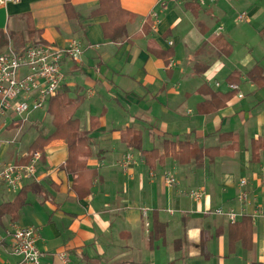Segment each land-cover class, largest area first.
<instances>
[{
  "label": "crops",
  "instance_id": "obj_1",
  "mask_svg": "<svg viewBox=\"0 0 264 264\" xmlns=\"http://www.w3.org/2000/svg\"><path fill=\"white\" fill-rule=\"evenodd\" d=\"M104 1L69 0L71 14L66 0H20L0 8V33L19 51L33 43L28 17L37 32L34 41L61 47L72 40L82 42L81 59L64 62L66 80L60 94L68 91L69 100L77 102L73 119L86 134L81 149L87 152L77 153L62 136L36 150L42 159L36 179L24 186L31 187L26 204L16 220L6 216L0 222V264H24L4 240L11 223L37 231L41 264H264V149L254 153L252 147L254 141L264 140V87L246 76L256 65L264 71L255 51L264 52V41L241 32L237 39L247 53L239 62L234 57L227 77L229 83L231 74L240 75L238 90L225 106L209 112L214 107L208 104L212 94L233 92L207 80L236 54L233 36L222 33V26L214 28L218 15L204 10L202 0H116L130 15L119 21L106 12L94 15ZM260 14L264 10L255 7L239 14L235 22L249 24ZM263 26L258 32L264 35ZM178 32L184 33L186 72L179 69L183 63L176 54ZM215 38L229 43L230 56L221 54ZM108 97L124 115L128 111L120 99L133 103L137 114L131 124L114 128L94 114L95 105ZM50 102L42 109V118L30 116L29 127L23 128L25 122L11 114L3 118L0 163L27 164L39 135L47 139L55 132ZM86 103L84 124L76 113ZM139 123L149 125V147L144 146ZM128 130L142 133L144 151H157L150 164L129 147ZM25 133L29 141L22 145ZM228 134L237 139L234 152L227 150L233 143L225 138ZM184 143L190 147L182 148ZM17 144L22 149L17 150ZM180 149L184 161L175 157ZM209 149L227 151L187 159L188 153ZM128 155L133 160L124 169ZM168 175L177 181L173 186L166 182ZM242 180L248 181L247 187L240 185ZM191 191L202 197L193 199ZM19 192L2 186L0 206L14 202ZM243 194L247 203L240 202ZM219 208L238 213L236 223L252 219L247 247L231 242L232 223L214 214ZM258 210L261 215H256ZM155 221L164 226L163 239L154 238Z\"/></svg>",
  "mask_w": 264,
  "mask_h": 264
},
{
  "label": "built area",
  "instance_id": "obj_2",
  "mask_svg": "<svg viewBox=\"0 0 264 264\" xmlns=\"http://www.w3.org/2000/svg\"><path fill=\"white\" fill-rule=\"evenodd\" d=\"M20 0H0V8ZM83 44L80 40H72L66 47L53 44H30L18 51L9 46L0 55V123L7 115H13L20 122L29 120L33 112L42 110L50 100L60 94L66 80L64 62L78 61L83 55ZM237 91L236 85H231ZM242 98V95H239ZM42 153L33 152L27 164L0 163V188L5 186L9 191H20L26 183L36 179L38 163ZM133 157L128 155L123 163L129 169ZM264 174V167H263ZM169 186L177 181L166 177ZM240 185L247 187L248 181L242 180ZM190 196L199 200L202 193L191 191ZM240 202L247 203V194L240 196ZM215 215L226 217L235 224L239 214L233 210L219 208ZM261 210L256 215H261ZM9 240L11 254L22 260L24 264H41V253L38 249V234L33 227L11 223L6 229L4 240ZM2 240V239H1ZM0 240V241H1Z\"/></svg>",
  "mask_w": 264,
  "mask_h": 264
},
{
  "label": "trees",
  "instance_id": "obj_3",
  "mask_svg": "<svg viewBox=\"0 0 264 264\" xmlns=\"http://www.w3.org/2000/svg\"><path fill=\"white\" fill-rule=\"evenodd\" d=\"M66 9L68 13L70 14L72 11H74V8L70 4L69 0H66ZM104 12L108 13L109 16L112 18V20L117 19L121 21V20H126V18L129 19L130 17V15L126 14L120 9L116 0L104 1L101 4L100 8L94 12V15L104 13ZM121 16H124V18H121ZM27 22L29 26V36L33 40L32 44H48L41 40L34 41V38L37 32L32 27L33 25H32L30 17H28ZM214 42H215L216 47L221 51V54H223L224 56L231 55L232 48L229 45V43L225 41L224 38H217ZM8 46H9L8 37H6L4 33H0V55L4 53V51L8 48ZM15 49L18 50L16 47ZM238 76L240 75H238L237 73L230 75V77L228 78L230 85H236L239 83ZM246 76H247V79L253 84L257 85L260 88L264 87V71L259 65H256L251 71L247 73ZM67 92L68 91H65L64 93L59 94L55 98L50 100L51 102L49 101L50 103H52L51 108H50V113L53 116V124L55 127V132L47 139L44 138L43 134H40L37 140L33 143V145L30 148L32 152L36 151L37 149H41L45 143L52 140L53 138H58L62 136L68 139L69 144L70 146H72L71 148L74 151H77V153L78 152L87 153L85 152L86 150L84 148L81 149L82 147L81 145H84L83 142H85L86 140V134L80 131L79 122L73 119L74 114L78 107L77 102L69 100ZM234 92H237V91H233L227 94H222V93L212 94L211 101L208 104L213 105L214 107H212L208 111L212 112L213 110H216L217 108L225 106L233 98ZM127 135L129 136L128 145L131 148V150H138L139 152H141L142 157L146 160L148 164H150V162H152L157 156V151L153 150L151 152H146L142 149V133L128 130ZM225 138L230 139L233 142L232 145L227 148V150L234 152V148H237V143H238L236 137L234 136V134H228L226 135ZM77 143L78 145H76ZM180 146L182 148L190 147L186 143L180 144ZM252 147H253L254 153H257L260 149H264V140L254 141ZM227 150H223V149H209V150H204V151L199 150L197 155H193V154L191 155L190 153H188L187 159L195 158L198 156L202 157L204 153L210 154L211 157H215V156L222 154L224 151H227ZM182 153L183 151L180 149V152L175 154V157L179 159L180 161H184L182 159V155H183ZM75 157H77V155ZM30 188L31 187L29 186L23 187L20 190L18 197L14 202L3 204L0 206V222L6 216H10L12 220L17 219L20 210L26 204L25 196ZM154 232H155V235H154L155 239H163L165 237L164 226H162L158 221H155V231ZM251 237H252V219L244 218L243 223L232 224L231 229H230V240L232 243L234 241H241L243 246L247 247L248 245L246 244V242L248 240V242L250 243Z\"/></svg>",
  "mask_w": 264,
  "mask_h": 264
},
{
  "label": "rangeland",
  "instance_id": "obj_4",
  "mask_svg": "<svg viewBox=\"0 0 264 264\" xmlns=\"http://www.w3.org/2000/svg\"><path fill=\"white\" fill-rule=\"evenodd\" d=\"M184 1V0H181ZM189 1H197V0H189ZM200 1V0H198ZM238 0H217L216 3H212L211 0H202L201 6L204 10H212L215 15H218L219 20L215 22L214 28L216 29L218 26H222L224 28L223 32L225 35L233 36L231 41L234 44L235 53L231 57L232 60L228 62L224 61L223 65L220 68L215 69L208 77V81L213 85L215 82H219L221 84V90L226 91L229 90L230 84L227 82V77L230 72V68H232V63L234 62V57H236L237 62H239L243 56L247 53V49L244 48V43L242 41L240 42L238 36H241V32L248 31V33L251 35L252 39L257 40L258 42L264 41V35L261 34L258 31H261L260 24L262 25L264 23V14H260L259 17L252 18V21L249 24H237L235 22V19H237L239 14H242L244 12L250 11L252 8H260L264 10V0H246L247 2H237ZM264 27V26H263ZM179 36V40L184 38V33H177L175 34V37ZM231 38V37H230ZM178 44V43H177ZM256 48V47H255ZM256 55L260 57L261 62L264 63V52L260 51L259 48L255 49ZM5 53V51H4ZM176 54L177 56L182 60V66L181 71L186 72L188 69V65L186 62L187 59V50L185 47L184 41H181V43L176 47ZM236 55V56H235ZM244 82L241 81V91L246 95L247 91L245 89ZM215 88V86H213ZM111 97H108V99L104 100V102L97 103L95 107L93 108L94 114L97 115V117L101 118L104 117V119L107 122L108 126H112L114 128H122L123 126L127 124H131V117L135 116L137 112L133 109V103H126L124 100L120 99V103L122 106H125L127 108V113L124 115L120 105L117 104V102ZM124 101V102H123ZM88 104L86 103L84 106H82L76 113L77 118L81 120L82 123L87 124L88 121ZM40 118L45 115L44 110H39L32 113V117L34 116L37 118L40 116ZM33 117V118H34ZM9 119V118H8ZM31 119V118H30ZM29 120L25 121V124H23V128L29 127L30 123ZM139 127H141L143 131V142L144 146L149 147L152 143L150 139L149 131L147 130L149 128L148 123H139ZM26 136V133L22 135L21 142L22 145H26L28 143V139H24ZM20 144H17V150L22 149ZM13 148H16V146H13ZM136 154V153H135ZM137 156V154H136ZM14 194H12L13 196Z\"/></svg>",
  "mask_w": 264,
  "mask_h": 264
}]
</instances>
